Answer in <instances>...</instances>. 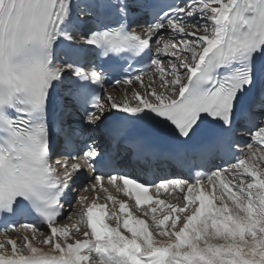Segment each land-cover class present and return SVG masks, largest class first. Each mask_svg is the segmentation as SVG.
Segmentation results:
<instances>
[{"label": "snow or ice", "instance_id": "6c2138e0", "mask_svg": "<svg viewBox=\"0 0 264 264\" xmlns=\"http://www.w3.org/2000/svg\"><path fill=\"white\" fill-rule=\"evenodd\" d=\"M74 32L86 47H75ZM120 60L131 71L113 83L139 82L134 103L99 95L113 72L127 71ZM238 132L249 137L244 147ZM170 153L192 163L190 179L149 182L121 171ZM257 161H264V0H0V220H20L0 231V264H264ZM121 182L137 209L145 202L167 209L162 219L152 215L155 232L125 203L119 211L130 236L99 195L69 200L74 190L107 193L105 183L120 190ZM150 189H179L185 203L154 200ZM106 201L117 203L112 195ZM72 215L73 229L60 225ZM82 227L83 239L71 235ZM21 229L29 234L7 238Z\"/></svg>", "mask_w": 264, "mask_h": 264}, {"label": "bare ground", "instance_id": "6f19581e", "mask_svg": "<svg viewBox=\"0 0 264 264\" xmlns=\"http://www.w3.org/2000/svg\"><path fill=\"white\" fill-rule=\"evenodd\" d=\"M80 19L83 20L85 18L83 16H81ZM149 75H151V73H149ZM146 77H148V75L143 77V80H145V81L147 80L144 83L145 86L149 85V77L147 79H145ZM154 79H156L158 81V77H154ZM136 85L137 86L135 87V89H133V88H125V87H122V88H120V90H117V91L108 89L106 91V97L107 96H111L118 102L130 101V102L134 103L135 101H133L132 92L133 91H141V92L143 91V88L140 86L139 82H137ZM155 86H158V83ZM106 97H104V98H106ZM248 139L249 138H246V140H248ZM245 151H246V149H245ZM256 163H257V165L259 167L264 168V166H263L264 161H257ZM81 185H82L81 181H79L78 184H77V188H79ZM104 187H106L108 189L107 193L100 192V193L97 194V193H93V192L80 191V192H78L79 194L77 193L76 197L80 196V195H83V196L88 197L89 201L91 202V200L94 197L99 195L100 203H105L106 202L107 205H108V214H109V216L111 215L112 208L115 207L116 213L120 217V220H121V228H120L121 232H123L125 235L130 236L131 234L128 233L122 227V221H123L124 218H126V214L125 213H120V211H119V204L120 203H125L127 206H129L130 203L128 202V200L126 198H124L123 196L119 195L117 192L113 191L107 184H104ZM208 191H211V189H208ZM216 194L217 195L220 194V189L219 188L216 189ZM107 195H112L113 198L117 201L115 206H113L112 201H106V196ZM184 195H185V193L183 191L179 190L178 193L164 194V195H161V197H162V200H164L166 204L171 203V204L176 205L177 207H180V206H183V204L185 203L183 201V196ZM217 203H219V201H217ZM78 207H79V205L75 204V203H72V205H71V209H75V208H78ZM156 207H157V212L155 214H153L149 210V215L148 216H143L142 213L136 212L135 210H132L131 212H132L133 217L144 219L146 221V223L148 224V226H149V230L155 232V226H154V223H153L152 218H151L152 215H156L157 219H162L164 213L167 211L166 208H164V211H161V206H156ZM65 210H66L65 211L66 213L70 212V208L69 207L66 208ZM105 219H106V222H107V224L109 226H111V227H115L116 226L115 220L109 219L108 217H106ZM78 220H79L78 216L72 215V216H70V218H64L62 221H60V225L61 226H65L66 225L70 229H72V228H74V225H76ZM170 223L171 222L169 221V224ZM81 230L83 231V227L81 228ZM26 234H29V233H26L25 231H23V232L19 231L18 233H14L11 236H8L7 238L17 239V235L23 236V235H26ZM71 235L77 236V238H79V239H83V236L82 237L78 236L77 234H73V232L71 233ZM5 239H6V237H0V241H4ZM33 243L37 247H39L42 250V252L49 253L50 245H41V244H39L38 241H34ZM20 244H21V241L17 240L18 247L20 246ZM5 247H6L7 251L10 252L11 246L10 245H6ZM0 251H4V250H0Z\"/></svg>", "mask_w": 264, "mask_h": 264}, {"label": "rangeland", "instance_id": "374dc122", "mask_svg": "<svg viewBox=\"0 0 264 264\" xmlns=\"http://www.w3.org/2000/svg\"><path fill=\"white\" fill-rule=\"evenodd\" d=\"M148 77H146L145 79H147ZM144 81V83L147 81H145V80H143ZM137 85H133V89H135V87H136ZM115 91H117V90H115ZM119 92V91H118ZM263 166H264V164H263ZM73 234H76L74 231H73ZM78 236H82V230H81V234H77Z\"/></svg>", "mask_w": 264, "mask_h": 264}]
</instances>
